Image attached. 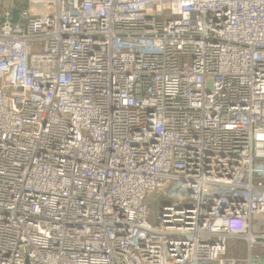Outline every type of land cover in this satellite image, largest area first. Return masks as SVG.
Here are the masks:
<instances>
[{
  "label": "built area",
  "instance_id": "2783aa9c",
  "mask_svg": "<svg viewBox=\"0 0 264 264\" xmlns=\"http://www.w3.org/2000/svg\"><path fill=\"white\" fill-rule=\"evenodd\" d=\"M21 1L0 264H264V0Z\"/></svg>",
  "mask_w": 264,
  "mask_h": 264
},
{
  "label": "rangeland",
  "instance_id": "374dc122",
  "mask_svg": "<svg viewBox=\"0 0 264 264\" xmlns=\"http://www.w3.org/2000/svg\"><path fill=\"white\" fill-rule=\"evenodd\" d=\"M168 199H161L160 197L153 195L151 196V198L149 199V203H150V208H151V217H152V221L154 220V216L157 212H159L162 204L167 201ZM235 247H237V243H233ZM239 247V245H238ZM241 248V247H240Z\"/></svg>",
  "mask_w": 264,
  "mask_h": 264
},
{
  "label": "water",
  "instance_id": "95a60500",
  "mask_svg": "<svg viewBox=\"0 0 264 264\" xmlns=\"http://www.w3.org/2000/svg\"><path fill=\"white\" fill-rule=\"evenodd\" d=\"M19 14H20V11L18 9L14 10V13H13V18H12V23H17L19 21Z\"/></svg>",
  "mask_w": 264,
  "mask_h": 264
},
{
  "label": "trees",
  "instance_id": "16d2710c",
  "mask_svg": "<svg viewBox=\"0 0 264 264\" xmlns=\"http://www.w3.org/2000/svg\"><path fill=\"white\" fill-rule=\"evenodd\" d=\"M18 3H19L20 8H22V6H24L21 0H18Z\"/></svg>",
  "mask_w": 264,
  "mask_h": 264
}]
</instances>
